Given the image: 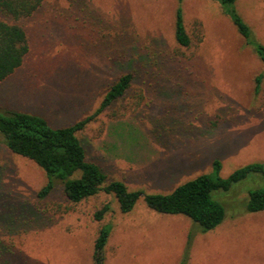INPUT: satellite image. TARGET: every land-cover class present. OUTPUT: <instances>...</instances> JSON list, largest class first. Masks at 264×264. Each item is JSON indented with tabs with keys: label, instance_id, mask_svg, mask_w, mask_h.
<instances>
[{
	"label": "rangeland",
	"instance_id": "1",
	"mask_svg": "<svg viewBox=\"0 0 264 264\" xmlns=\"http://www.w3.org/2000/svg\"><path fill=\"white\" fill-rule=\"evenodd\" d=\"M178 7L189 46L174 37ZM235 9L264 44V0H237ZM0 19L22 25L29 42L22 65L0 83V111L67 126L94 113L109 86L134 68L126 95L79 136L108 180L143 193L127 213L103 191L75 203L57 183L42 196L45 171L0 134V264H93L107 223L105 264H264V210L245 207L264 174L217 191L226 216L207 231L144 199L202 173L225 178L264 164V77L255 91L264 62L218 0H43L30 16L0 12ZM105 203L111 210L95 219Z\"/></svg>",
	"mask_w": 264,
	"mask_h": 264
},
{
	"label": "trees",
	"instance_id": "2",
	"mask_svg": "<svg viewBox=\"0 0 264 264\" xmlns=\"http://www.w3.org/2000/svg\"><path fill=\"white\" fill-rule=\"evenodd\" d=\"M226 13L231 15L238 32L264 62V44L253 36L249 24L237 13V0H218ZM43 0H0V12L18 20L32 15ZM174 37L178 44L189 46L192 39L187 32L182 10L177 8L174 20ZM29 51L27 32L16 22L0 19V83L19 68ZM134 68L121 74L108 88L96 111L73 124L52 126L44 117L23 111H0V134L8 148L33 160L46 173L47 183L40 195L48 194L60 183L66 198L78 203L103 191L113 194L121 212H130L143 194L141 190H129L121 180H108L106 173L87 158V151L79 132L119 100L130 90L134 80ZM264 74L256 78L255 91H260ZM132 136V135H131ZM132 148L140 142L130 141ZM264 174L263 163H249L233 171L228 177H212L202 173L178 185L171 193L144 195L149 208L162 214H182L197 223L202 231L215 229L226 216L224 204L216 198L217 191H228L233 184L246 179L251 173ZM105 203L95 213L102 220L111 210ZM247 211L264 210V187L250 189L245 201ZM111 223L104 224L95 239L93 264H105V248Z\"/></svg>",
	"mask_w": 264,
	"mask_h": 264
}]
</instances>
